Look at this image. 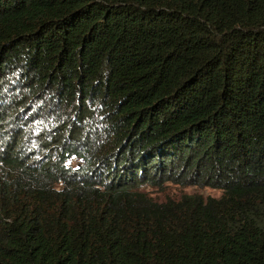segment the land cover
I'll use <instances>...</instances> for the list:
<instances>
[{"label": "trees", "instance_id": "obj_1", "mask_svg": "<svg viewBox=\"0 0 264 264\" xmlns=\"http://www.w3.org/2000/svg\"><path fill=\"white\" fill-rule=\"evenodd\" d=\"M0 264H264V0H0Z\"/></svg>", "mask_w": 264, "mask_h": 264}, {"label": "rangeland", "instance_id": "obj_2", "mask_svg": "<svg viewBox=\"0 0 264 264\" xmlns=\"http://www.w3.org/2000/svg\"><path fill=\"white\" fill-rule=\"evenodd\" d=\"M139 190L145 192L156 202H167L168 200L179 201L185 195H197L203 199L206 197L218 198L221 191L210 186L189 185L186 182L164 181L163 183L140 184Z\"/></svg>", "mask_w": 264, "mask_h": 264}]
</instances>
